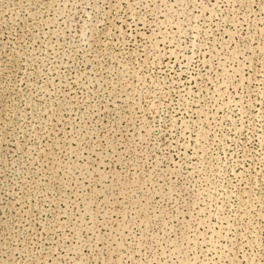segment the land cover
Masks as SVG:
<instances>
[{"label":"rangeland","instance_id":"374dc122","mask_svg":"<svg viewBox=\"0 0 264 264\" xmlns=\"http://www.w3.org/2000/svg\"><path fill=\"white\" fill-rule=\"evenodd\" d=\"M0 264H264V0H0Z\"/></svg>","mask_w":264,"mask_h":264}]
</instances>
